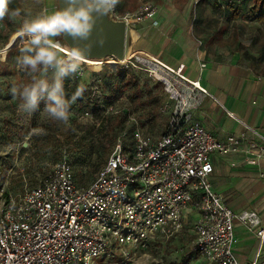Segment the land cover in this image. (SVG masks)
<instances>
[{"label":"built area","instance_id":"obj_1","mask_svg":"<svg viewBox=\"0 0 264 264\" xmlns=\"http://www.w3.org/2000/svg\"><path fill=\"white\" fill-rule=\"evenodd\" d=\"M209 1L234 11L246 0ZM159 14L150 2L135 11H123L118 3L108 16L124 22L127 39L133 41L144 24L160 26ZM23 38L11 39L1 53L20 48ZM116 67L147 73L168 94L171 118L163 134L155 138L137 132L127 149L120 138L89 185L78 184L71 163L62 160L38 187L14 195L3 182L0 165V264H94L104 255L119 256L120 261L112 264H147L162 258L165 246L186 232L190 218L194 221L190 238L180 253L213 264H240L234 254L235 228L243 227L262 242L264 228L260 229L256 213L237 214L214 192L211 157L245 154L246 165L260 166L264 142L257 140L264 138L246 125L244 133L225 141L200 124L186 127L188 111L197 109L200 95L208 93L187 83L181 75L184 65L171 71L151 56L136 54ZM84 75L81 63L76 78ZM89 95L90 101L103 100L98 87ZM89 117L88 112L81 116ZM259 176L264 179V173Z\"/></svg>","mask_w":264,"mask_h":264},{"label":"rangeland","instance_id":"obj_2","mask_svg":"<svg viewBox=\"0 0 264 264\" xmlns=\"http://www.w3.org/2000/svg\"><path fill=\"white\" fill-rule=\"evenodd\" d=\"M146 2L156 5L164 17L162 29L154 32L151 50L153 53L161 54L164 60L170 62L176 60L181 54H192L190 51L186 52V43L196 46L198 49H207L208 54H212L213 57L218 55L229 59L230 54L233 53H229L228 47L233 43L232 34L234 32L238 34L240 44L248 45L250 41H253V45H258L264 40V36L260 37L258 34V30L259 33L260 30L264 31V23L258 20L261 0H246L234 11L209 0H119V6L123 11H135ZM9 10V15L0 21V47L5 43L8 34L18 31L22 27L25 19L31 20L42 13L55 12L56 0H10ZM13 11H18L19 15H11ZM153 31L147 24L142 27L141 33L143 37L145 36V40L141 38V41H144L142 48L146 44V39L152 37ZM16 35L19 38V34L16 33L10 40L14 39ZM133 38L134 43L131 37L127 39V50H130L126 56L127 59L132 58V50H135L137 45L139 46L137 40L140 37L134 33ZM25 39L27 40V38H23L22 45ZM54 39L58 43L60 36ZM214 43H216L215 48L217 49L211 50ZM58 45L60 49H63L65 55L69 53L60 43ZM218 48L221 50L218 51ZM2 50L0 49V59L4 60L6 55L1 53ZM20 54L18 50L13 51L7 64L2 65L0 62V165L3 170V182L9 192L14 195H22L38 187L51 172L53 166L62 160L74 165V175L77 181L82 184L90 183L114 150V146L108 143L106 130L102 126L106 124L109 117L118 112L129 114L122 133V136L128 141L127 147L131 146L130 140L137 132L148 133L155 138L160 137L170 121L171 104L169 106V98L161 86L154 88L155 93L162 94V107L160 111L159 109L152 110L154 111L153 118H147L148 109H139L131 105L129 99L131 94L123 92L120 88L118 89L121 98L109 107L112 110L107 115L106 113L93 112V108L86 103L84 98L82 99V95H79L75 102L70 103V118L67 124L52 120L44 111V101H41L39 110L35 113L31 115L22 113L18 111L19 95L14 96L12 90L16 88L19 91L23 85L31 82L33 75L39 77L40 73H31L21 69L17 64V57ZM140 54L149 56L146 50H140ZM61 55L65 56L62 52ZM81 63H83L85 75L82 78H76V74L71 76V87L82 92L84 90L86 93H90L92 87H98L103 91V94L107 93L113 82L110 75L117 72L119 67L91 66L89 63ZM121 69L127 68L122 67ZM137 72L140 73L142 84H148L146 86L149 87L156 85V82L148 78L145 72ZM50 76L51 73H49ZM117 82L114 83L116 86ZM85 112L90 114L88 119L81 118ZM192 122L191 118L190 123ZM52 127H54V131L59 129L58 135L53 133ZM71 127L75 128L76 132L74 141H78L83 136L82 128L94 129L93 142L96 148L88 157V164H80V154L72 151L71 146L65 144V131ZM37 128L44 129L47 134H34V130ZM87 140L89 141V139ZM101 143H105L106 149H102ZM225 167L228 169L227 166ZM189 221L186 234L181 235L185 239L178 238L162 258L157 257L154 262L150 260L147 264H213L178 251L186 245L190 238L189 230L194 221L191 218ZM119 261V256L112 259L104 255L95 258L94 264H112Z\"/></svg>","mask_w":264,"mask_h":264},{"label":"crops","instance_id":"obj_3","mask_svg":"<svg viewBox=\"0 0 264 264\" xmlns=\"http://www.w3.org/2000/svg\"><path fill=\"white\" fill-rule=\"evenodd\" d=\"M214 2L224 7L222 2ZM259 12L258 20L264 23L263 10ZM158 20L160 21L158 28L146 23L154 31L152 37L146 39L144 48L141 47L144 45L141 38L144 39L145 36L143 37L140 30V38L137 40L139 46L136 44L137 47L132 50L131 56L140 54V50H146L149 56L171 71H177L180 65H184L181 75L187 83L198 84L207 91L208 95H200L202 101L200 106L188 111V122L185 126L200 124L219 141H225L228 136H239L244 133L246 125L264 138V40L258 45H253V41H250L248 45L240 44L238 34L234 32L232 34L233 43L228 47L229 53H233L230 54L229 59L218 55L213 57L212 54H208L207 49H198L186 43V52L190 51L192 54H181L176 60L170 62L164 60L161 54L153 53L151 50L154 32L162 29L164 24V17L161 13ZM19 30L8 34L6 43L12 35L19 33ZM260 31L259 33L258 30L259 36H264V31ZM215 45L216 43L210 49L216 50ZM24 46H26V39L21 47ZM20 48L16 47L9 51L18 50L20 52ZM219 50L221 48H218ZM7 53L4 60L0 59V62L6 60ZM203 65L206 67L202 68ZM170 104L172 106L169 100V106ZM191 118L192 123H190ZM248 137L254 138L252 134H248ZM257 142L263 143L264 141L257 140ZM245 159V154L227 157L213 155L211 161L214 173L211 176V183L214 192L222 197L233 212L237 214L256 213L260 221V229H263L264 179L260 178L259 173H264V161L260 163V166H249L245 164ZM235 236L234 254L240 264H264V241L262 242L254 233L241 226L235 228Z\"/></svg>","mask_w":264,"mask_h":264},{"label":"clouds","instance_id":"obj_4","mask_svg":"<svg viewBox=\"0 0 264 264\" xmlns=\"http://www.w3.org/2000/svg\"><path fill=\"white\" fill-rule=\"evenodd\" d=\"M9 3L10 0H0V21L9 15ZM118 3L119 0H65L66 6L51 14L42 13L35 19L24 20L18 34L27 40L26 46L20 48L17 64L23 70L40 75H33L31 82L19 91L13 88V95L18 94L20 98L18 111L31 115L44 101V111L52 120L69 122L70 103L75 102L79 92L71 100L66 99L64 81L80 70L83 49L74 46L62 56L54 38L65 35L74 41L87 40L95 26V17L107 15ZM11 15H19V12L13 11ZM34 134L47 133L37 128Z\"/></svg>","mask_w":264,"mask_h":264},{"label":"trees","instance_id":"obj_5","mask_svg":"<svg viewBox=\"0 0 264 264\" xmlns=\"http://www.w3.org/2000/svg\"><path fill=\"white\" fill-rule=\"evenodd\" d=\"M261 9L263 10V13H264V0H261ZM262 16L264 18V14ZM6 42L7 41H5V43L2 45V47H0V49H3L6 46V44H8ZM11 52L12 51H9L7 53L6 60L4 62H1L2 65L7 64V60L9 59ZM139 74L133 68H127V69L119 68L117 70V72H113L110 75V78L113 80V82L110 84V87H109L107 93L105 92L103 94V100L94 99L93 101H90L91 100L90 95H89L90 93H86L84 90L82 92L81 90H78L76 88L71 87L72 86V83H71L72 77H69V78L65 79V81H64L65 98L69 99L70 96H73L74 94L79 92V95H82V99L84 98L86 100V103L91 108H93L92 109L93 112H95L97 114L100 112L105 114L106 110L110 106H112L113 104L118 102L119 99L121 98V93L118 89V88H120L123 90V92H128L131 94V95H129L131 105H134L135 108H139V109H145V108L148 109V112L146 115L147 118H153L154 117L153 116L154 111H152V110L153 109H156V110L159 109V111H160L161 107H162V99H161L162 94L161 95L157 94L154 91V88H157V87L160 88V85L158 83H155L156 85L152 86L153 87L152 88V87L146 86L148 84H142L141 76ZM143 74H145V73H143ZM145 75L148 77L147 73ZM115 81H118L117 86L114 84ZM101 106L103 108H101ZM103 114H102V116H103ZM128 118H129V114L121 111V112H118L116 115L109 117L106 124L102 126V128H104L106 130V133H107L106 136H107L108 143L112 144L114 146V148H115L118 140L123 137L122 133H123V130H124V127L126 125ZM52 128H53V133L55 135H58L59 129L54 131V127H52ZM81 132H83V136L78 141H74V139L76 137L75 128H73V127L69 128L67 131H65V133H66L65 144L70 145L72 148V151L74 150L75 152L80 154V156H81L80 164L85 165V164H88V157L94 152V150L96 148L94 145V142H93L95 136H94V129L93 128L86 129V127H85V128H82ZM133 138H134V136L130 140L131 142L129 141L130 145L133 142ZM87 139H89V141ZM123 139H124L125 148L127 149L126 143L128 141L124 137H123ZM90 141H92V142H90ZM101 142H103V141H101ZM101 145H102L101 146L102 149H106V147H104L105 143H101ZM106 162H105V164H106ZM73 166L74 165H72V167ZM100 169H99V171H100ZM73 171H74V167H73ZM74 177H75V175H74ZM94 179H95V177L93 178V180ZM75 180H76V178H75ZM93 180L87 184L86 183L82 184L81 182H79L77 180H76V182L78 184H81V185H89L93 182ZM185 234L186 233H184L183 236ZM178 238H182L183 240L185 239L182 236L181 237L179 236V237L173 239L172 241H170L165 246L164 253L168 252L169 248L171 247V244L174 241H176ZM189 256L199 259V257L197 255H189Z\"/></svg>","mask_w":264,"mask_h":264},{"label":"water","instance_id":"obj_6","mask_svg":"<svg viewBox=\"0 0 264 264\" xmlns=\"http://www.w3.org/2000/svg\"><path fill=\"white\" fill-rule=\"evenodd\" d=\"M65 0H56V11L65 7ZM60 43L70 51L74 46L83 49L84 61L104 62L106 59L123 61L127 49V28L122 21H115L107 15L95 17V26L87 40H73L61 35Z\"/></svg>","mask_w":264,"mask_h":264},{"label":"bare ground","instance_id":"obj_7","mask_svg":"<svg viewBox=\"0 0 264 264\" xmlns=\"http://www.w3.org/2000/svg\"><path fill=\"white\" fill-rule=\"evenodd\" d=\"M18 39V35L15 36L14 38V41ZM13 40V39H12ZM133 58V57H132ZM131 58V59H132ZM131 59H127L125 57V60L124 61H115L114 59L110 58L108 59L107 61H105V63H101V62H93V61H84L83 59H81V62H84V63H89L91 66H102V65H106V66H109V67H112V68H115L117 65H125L127 63H129V61Z\"/></svg>","mask_w":264,"mask_h":264}]
</instances>
